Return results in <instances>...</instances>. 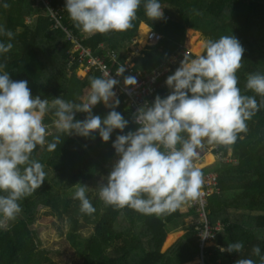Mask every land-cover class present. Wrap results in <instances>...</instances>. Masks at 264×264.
Listing matches in <instances>:
<instances>
[{
  "label": "trees",
  "instance_id": "16d2710c",
  "mask_svg": "<svg viewBox=\"0 0 264 264\" xmlns=\"http://www.w3.org/2000/svg\"><path fill=\"white\" fill-rule=\"evenodd\" d=\"M9 6H0V25L14 33L9 41L6 36L0 41L11 42L12 49L0 56V64L5 65L14 81L25 80L33 97L43 99L60 98L80 103L87 95L90 81L100 78L98 73L89 72L78 77V62L70 66L72 44L66 40L62 30L52 28V22L35 0H4ZM164 16L152 20L145 14L142 3L137 11L133 26L123 32L96 33L85 37L75 26L65 9V0H53V5L61 8L62 26L76 36L81 45L95 56H103L105 51H115L119 61L128 59L127 49L147 27L160 34L163 39L155 46L146 48L140 56L132 60V70L154 72L183 50L187 30L201 33L207 40L219 39L224 35L236 37L242 47L243 67L237 72L238 87L243 95L255 96L258 104L262 99L247 90L245 84L249 74H264V0H160ZM147 27H146V26ZM203 44V43H202ZM204 46V45H203ZM103 48V49H102ZM127 49V50H126ZM186 53L169 65V72L161 76L157 85L165 83L174 74ZM171 92L158 90L167 97ZM117 112L128 120V127L121 133L114 130L110 140L103 142L99 133L89 137L75 134L61 137V144L53 151L47 145L37 148L32 159L44 165L45 182L40 189L20 201V218L0 229V264H55L52 253L40 248L38 235L31 226L40 208H46L69 227L65 241L72 250L78 264H187L199 255V245L191 226L166 252L162 253L170 227L181 224L185 219H194V211L187 209L185 202L179 209L162 216L144 215L130 208L106 205L98 192L88 190V198L95 207L94 214L80 211V202L70 197V193L80 183L91 188L101 178L107 180L112 171V160L118 156L113 142L118 135L135 131L138 126L130 109L119 98ZM112 109L98 105L93 115L104 118ZM87 113H76L77 120H84ZM54 116L45 118L52 135ZM247 133H241L234 145L210 144L217 148L212 154L226 157L231 154V162L206 158L200 165L203 176H217L218 191L207 200L210 224L220 223L223 230L217 234L214 246L204 251L205 264H237L240 259H252L261 264L260 257L253 253L259 246L264 255V108L247 122ZM212 164V165H211ZM208 166V167H207ZM91 228L88 237L80 231ZM176 234L168 237L166 245H171ZM242 242L241 252H222L229 244Z\"/></svg>",
  "mask_w": 264,
  "mask_h": 264
},
{
  "label": "clouds",
  "instance_id": "9594fccd",
  "mask_svg": "<svg viewBox=\"0 0 264 264\" xmlns=\"http://www.w3.org/2000/svg\"><path fill=\"white\" fill-rule=\"evenodd\" d=\"M142 3L147 17L163 18L160 0H65V9L84 33L105 34L130 29ZM0 6L9 5L0 0ZM2 36L11 41L14 33L0 25ZM12 47L11 42L0 41V56ZM244 51L236 37L224 35L207 40L195 58L185 56L165 81L171 93L165 98L157 96L151 106L140 107L135 116L138 128L118 135L113 142L119 159L107 183L98 189L106 205L162 216L198 198L204 183L203 172L195 164L198 150L205 144L234 145L243 139L241 133H247V122L264 108V99L258 104L255 96L243 95L238 87ZM125 71L121 65L116 75ZM109 77L110 73L106 78H93L80 103L62 97L42 100L32 96L27 81L12 80L0 64V229L21 214L20 201L45 182L44 165L32 159L37 146L47 145L53 151L62 136L89 137L96 132L108 142L114 130L123 133L128 127V120L115 110L120 101L114 87L119 81ZM137 83L134 76L124 79L125 86ZM245 88L264 98V74H249ZM101 102L112 109L104 118L92 112ZM50 113L56 130L51 141L52 133L44 122ZM76 113H87V117L77 120ZM78 184L73 199L80 202L83 214H94L89 187ZM242 249L243 243L236 242L220 250L239 253ZM253 253L264 264L259 246ZM237 264L255 261L240 259Z\"/></svg>",
  "mask_w": 264,
  "mask_h": 264
},
{
  "label": "built area",
  "instance_id": "2783aa9c",
  "mask_svg": "<svg viewBox=\"0 0 264 264\" xmlns=\"http://www.w3.org/2000/svg\"><path fill=\"white\" fill-rule=\"evenodd\" d=\"M35 1L38 2L39 6L43 10L46 11V15L48 18H50V21L53 24L52 28L55 30H62L65 33L66 40L72 44V49L69 55V66L74 62H78L79 69H82L85 72V75L89 72H95L99 74L100 78H106V75L110 73L109 78L117 79L119 81V83L114 87L116 97L118 99L121 97L124 98V103L130 109L134 120L137 110L145 103L151 106L157 96L165 98L158 94V90H161L162 86L157 85V81L161 76L169 72L168 66L175 64L178 61L179 55L184 56L186 54L184 51H180L176 56L171 57L166 64L162 65L154 72H135L132 70V60L129 61L127 59L123 62L119 61L118 54L115 51L107 50L103 56H95L90 49L83 47L79 39L74 36L71 31L62 26L61 8L58 6L55 7L53 5V0ZM162 39L163 37L160 34L150 29L148 30L146 42L149 47L157 45L162 41ZM121 65L125 67L126 71L122 76H117L116 71ZM128 76H134L138 81L137 85L125 86L124 79ZM100 104H102V102L98 103L93 108V110ZM216 150L217 148L212 146L211 150L209 151V154L215 158L216 162H231L230 153H228L226 157H223L220 153L212 154L213 151ZM198 151L202 152L199 153V157L195 161L196 166L202 162L204 156L207 154V151L204 149V147ZM203 178L204 183L198 198L187 201V209L194 211L195 213L194 219H190L189 226L193 227L195 233L194 236L197 239L199 245L197 264H205L204 251L214 245V240L217 234L223 230V227L220 223L212 225L208 220L207 200L211 195L218 191L217 176L215 174H206L203 176Z\"/></svg>",
  "mask_w": 264,
  "mask_h": 264
},
{
  "label": "rangeland",
  "instance_id": "374dc122",
  "mask_svg": "<svg viewBox=\"0 0 264 264\" xmlns=\"http://www.w3.org/2000/svg\"><path fill=\"white\" fill-rule=\"evenodd\" d=\"M84 35L85 37H90L93 34L84 33ZM147 35H148V32L143 33L141 35L140 26H139L137 38H135L132 44L127 47V49L134 48L132 52L126 53L129 61L135 60L136 58H138L141 52L149 47L146 42ZM206 41L207 39L201 33L194 32L192 30H187L186 44L182 51H184L185 53H190L194 57H196L197 55L202 53L203 45L205 44ZM84 76H85V72L82 69H78V77L83 78ZM161 86L163 90H167L170 92L172 91L166 85V83H163ZM110 103L112 102L110 101ZM102 105L104 107H107L105 106L104 103H102ZM211 147L212 146L210 144H205L204 146V149H206L207 151V154H206L207 159L212 158L210 155H208L210 153L209 151L211 150ZM118 159L119 157L116 156L112 160L110 164L112 169ZM213 161H216L215 158ZM200 169H203V168H200ZM106 183H107V180H105L104 178H101L95 185H91V188H89V190L93 192H98V189L100 188V186ZM75 190H73L70 193L69 195L70 197L73 198ZM20 217L21 216L19 215L15 220L19 219ZM14 221H10L8 223V226L10 223ZM187 225H190L189 221H185L183 227L185 228ZM31 229L35 231L38 235V240L40 242V248L52 253V258H53L52 261L55 264H78L79 262L78 259L73 256L72 250L70 249L69 245L65 241V235L69 230L68 225L66 224L65 221H61L56 216H54L49 209H46V208L39 209L38 215L36 216L31 226ZM80 233L82 237H88L92 233V229L86 228L80 231ZM165 248L166 247L164 246L163 250H165Z\"/></svg>",
  "mask_w": 264,
  "mask_h": 264
},
{
  "label": "crops",
  "instance_id": "0c3cea01",
  "mask_svg": "<svg viewBox=\"0 0 264 264\" xmlns=\"http://www.w3.org/2000/svg\"><path fill=\"white\" fill-rule=\"evenodd\" d=\"M146 26V25H145ZM147 27V26H146ZM147 29H149L148 27H147ZM216 161H214L213 162V164L215 163ZM105 179V178H104ZM106 180V179H105ZM185 221H189V224H190V219H185V220H183V222L181 223V224H178V225H174V226H171L170 227V230H169V233H168V235H167V238H166V241H167V239H168V237L170 236V235H172V234H176L177 235V238H176V240L171 244V245H169V246H167L166 245V241H165V243H164V245H163V247L165 246L166 248H165V250H163V248H162V253H164V252H166L180 237H182V235L184 234V231H185V228L186 227H188L189 225H187L185 228L183 227L184 226V223H185ZM179 226V227H178ZM214 246V245H213ZM187 264H197V258L194 260V261H192V262H190V263H187Z\"/></svg>",
  "mask_w": 264,
  "mask_h": 264
},
{
  "label": "bare ground",
  "instance_id": "6f19581e",
  "mask_svg": "<svg viewBox=\"0 0 264 264\" xmlns=\"http://www.w3.org/2000/svg\"><path fill=\"white\" fill-rule=\"evenodd\" d=\"M208 155H209V154H208ZM206 156H207V155L204 156L202 162L198 165V167H199L200 165H202V164L205 162Z\"/></svg>",
  "mask_w": 264,
  "mask_h": 264
}]
</instances>
